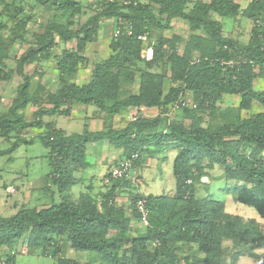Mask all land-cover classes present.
Segmentation results:
<instances>
[{
  "label": "trees",
  "instance_id": "obj_1",
  "mask_svg": "<svg viewBox=\"0 0 264 264\" xmlns=\"http://www.w3.org/2000/svg\"><path fill=\"white\" fill-rule=\"evenodd\" d=\"M28 1L32 6L53 8L69 17L82 10L80 0ZM103 7L101 16L121 18V25H132L133 34L112 39L110 55L93 64L91 77L84 84H77L74 78L86 61L87 44L96 40L98 18L77 29L72 28L71 18L67 25L51 22L43 32L23 38L30 49L17 70L26 80V64L48 60L60 42H75L64 47L57 59L59 86L49 92L51 106H39L32 119H26L27 106L39 99L38 94H28V80L20 90L17 109L0 114V136L4 138L30 128L45 129L39 139L48 149V189L55 187L60 200L42 208L21 207L12 216L0 213V247L24 237L33 245H50L64 238L75 250L95 252L107 264H223L225 240L264 246L257 220L245 221L227 212L222 201L201 192V186L208 187L202 178L210 177V172L219 167L223 178L242 183L231 190L236 201L255 208L264 218V111L248 117L240 113L250 110L254 101L264 106V90L254 89L255 79L264 76V0H251L244 8L234 0H130L124 6L104 0ZM157 14L165 18L163 23ZM213 14L251 19L249 41L243 43L226 36ZM176 17L188 21L192 31L188 39L183 41L177 34L161 36L148 44L147 55L138 36L149 34L154 27L164 29ZM182 42L183 51L179 52ZM11 45L12 40L0 38L2 78H9L13 72L6 62ZM159 64L164 71L154 70ZM137 75L138 91L123 95L124 88ZM166 77L172 83L167 91ZM186 93L192 94L195 108L200 111L216 110L225 94L239 96V108L223 123L208 127L188 106L182 107L189 123L168 122L161 130L159 126L166 117L162 115L139 116L120 130L107 127L106 131L92 132L86 125L82 132L71 134L45 121V116L70 115L76 104L93 105L110 117L128 107H156L161 114H167ZM101 138L122 149L126 158L143 153L152 144L177 147L173 162L175 192L140 193L131 198L132 212L139 219L136 201L146 200L149 213L143 222L144 232L132 234L130 219L114 205V189L101 194V207L88 192L81 193L77 200L70 194L72 186L79 182L76 174L88 165V144ZM57 264L83 263L60 258Z\"/></svg>",
  "mask_w": 264,
  "mask_h": 264
},
{
  "label": "rangeland",
  "instance_id": "obj_2",
  "mask_svg": "<svg viewBox=\"0 0 264 264\" xmlns=\"http://www.w3.org/2000/svg\"><path fill=\"white\" fill-rule=\"evenodd\" d=\"M80 1L82 3L81 12L73 15V17H69L70 14L57 12L53 8L39 5L32 6L28 0H0V38L12 40V45L9 48L10 57L6 62L8 68L13 71L9 78L0 77V114L17 109V98L20 96V90L25 84V81L28 80V94H38L37 97L39 99L36 103H30L27 106L25 110L26 119H32L33 113L39 106H51L48 96L50 94L49 92H55L59 86V71L56 65L57 59L64 47H71L75 42L66 44L60 42L54 54L48 60L34 61L26 64L23 67V71L28 76L27 80L17 70L22 56L30 49V46L23 41V38L34 33L43 32L47 24L60 22L67 25L71 18L73 20L72 28L77 29L89 20L98 18L99 28L96 32V40L87 44L85 51L86 61H83V65L79 69L80 74H77L74 80L77 78L79 82L87 81L93 64L97 60L110 55V43L112 42L115 30L124 25H121L122 19L116 16L105 17L100 15L104 8V0ZM109 1L118 2L122 6L130 2V0ZM234 1L244 8L251 0ZM189 5L191 7V4ZM152 8L157 12L155 5ZM157 17L162 23L165 21V18L158 14ZM213 18L218 21L224 19L223 24L220 26L225 35L233 36L241 42L248 41L253 25L251 19L242 15L235 18H224L217 14H213ZM200 32L202 31L198 33ZM191 33L192 31L188 21L183 17H176L171 20L168 27L164 29L154 27L149 34L147 33V40L143 42L145 45L144 52L146 50V54L150 55L147 49L148 44L150 42L151 44L155 43L161 36L171 37L177 34L185 41ZM183 45L184 42L179 43V52L183 51ZM154 70L161 72L165 70V67L159 64ZM137 76L134 82L129 83L124 88L123 95L127 96L130 93H136L138 91L139 75ZM171 86L172 83L166 77L165 91ZM254 89L264 90V76H258L255 79ZM185 99L190 106L195 103L191 93H186ZM239 103V96L225 94L217 103L216 110L212 112L200 111L195 107L191 108L201 116L203 125L208 127L223 123L230 117L234 110L239 108ZM84 106L83 104H76V111L73 117L71 115H55L51 117L55 120L57 126L64 127V130L68 133L80 132L86 123V120L81 117L82 112L79 113ZM93 107V105H89L86 108ZM183 107L169 108L159 129L165 128L168 122L177 120L189 123ZM261 111H264V106L254 101L250 110L243 109L240 113L242 117H248ZM17 112L19 111L17 110ZM157 114V110L149 112L136 111V115L148 118L153 116L157 117ZM45 119L48 120L49 117L45 116ZM122 119L124 120V118ZM129 119L131 120V117ZM64 123L68 126H65ZM44 132L45 129L30 128L21 133H14L10 138L0 136V213L4 216L14 215L21 207L42 208L52 203H58L60 200L55 187L50 186V189H48V175L51 172L47 157L48 149L39 139V135ZM23 140H33V143H23ZM16 142L19 143L17 148L14 149L13 146ZM174 146L169 143L159 144L154 146L155 148L152 146V148L143 151V153L141 152V154L136 153L137 157L133 161L129 177H127L128 179L126 177L116 179L118 185L123 187V195H129L131 193H141L143 195L174 193L176 190V179L173 172V162L177 149ZM155 151L157 152V157L151 155V152ZM112 153H114L113 160L108 165L103 163L99 164L96 162L97 155L87 153L86 159L89 166L77 173V176H81L83 179H79V183L72 186L70 194L73 199L77 200L81 196V192H88L91 197H95L99 192H105L106 189H101V185L103 184L102 178L108 170L110 172L113 166L116 165L114 158L118 161L120 159H127L118 151H112ZM210 174V177L202 178V181L206 182V186H208L207 188L205 185L201 186L202 195H211L214 199L222 201L227 212L240 215L245 221L254 218L257 220L264 234V218L258 214L255 208L236 201L234 195L231 193V190L235 186L242 183L223 178L222 169L219 167L211 171ZM91 175L92 177H90ZM114 180L112 179V181ZM91 183L95 188L88 189V185ZM12 187L15 188V191L10 190ZM138 226L141 229L144 228L140 223ZM249 252L255 253L257 257L250 255ZM85 256L88 255L84 253ZM17 259L18 263L22 261L23 264L30 263L32 260H38V264H55V259L46 256H31L19 253ZM90 261H92L91 264H101L102 262L101 259L99 261L91 259ZM262 262H264V246H261L258 242L247 246L232 240L224 241L223 264H260Z\"/></svg>",
  "mask_w": 264,
  "mask_h": 264
},
{
  "label": "crops",
  "instance_id": "obj_3",
  "mask_svg": "<svg viewBox=\"0 0 264 264\" xmlns=\"http://www.w3.org/2000/svg\"><path fill=\"white\" fill-rule=\"evenodd\" d=\"M223 22H224V19L219 20L220 25L223 24ZM250 36H251V33H250ZM250 36L248 38V41L250 39ZM235 39H237V38H235ZM247 42H243V43H247ZM77 74L79 75L80 71ZM90 77H91V73L89 74L87 81H89ZM87 81L79 82L77 78L75 80V82L79 85L84 84ZM86 107L87 106L85 105L84 108H82L79 111V113L82 112L81 117L86 120L84 127L87 125L88 129L92 132L106 131L107 127H113L116 130L123 129L128 125L129 122H131L129 117H131L132 114H136V111H143V112L147 111V112H149V111L157 110L158 114L156 116H158V115L166 116L167 115V114H163V113L161 114L160 109H158L156 107H153V108L128 107L127 109L122 110L120 113L116 114L115 116L110 117V116H106V114L100 112L95 106L93 108H86ZM75 111H76V105H74L72 110H71L70 115L72 117H73V114H75ZM153 117H150V118H153ZM122 118H124V120ZM45 121L54 122L57 128H61L62 130H64V127L57 126V123L55 122V120L52 119V117H49L48 120L45 119ZM64 125L68 126L66 123H64ZM84 127H83L82 131L84 130ZM82 131H80V132H82ZM64 132H66L67 134L74 133V132L68 133L65 130H64ZM152 146L154 147L156 145L152 144L148 148L150 149V148H152ZM174 148H176V146H174ZM112 151H118L119 153L123 154L122 149L116 148L115 146L111 145L107 138H101V139H98L95 141H91L88 144L86 157H87V153L88 154H95V155H97L96 162H98L99 164L103 163V164L108 165L113 160V156H114L113 154L114 153H112ZM176 154H177V149H176ZM151 155L153 157H157V152L156 151L151 152ZM174 159H175V157H174ZM121 160H123V159H120L118 161L117 159L114 158V162L116 164L119 163ZM87 164H88L87 166H89L88 161H87ZM108 172H109V170H108ZM108 172L103 175V178H102L103 184L101 185L102 188L101 187L100 188L106 189L105 192H107L111 189H114L113 190L114 195H115L114 199H113L114 205L119 210H121V212H123V214L126 217H128L130 219V227H131L132 234L135 235L137 233L144 232L146 225L141 221V219L134 216V214L132 212V208H131V198H133L135 194L131 193L129 195H123V191H122L123 187L118 185L117 180H114L111 183H106V177L108 176ZM76 176H77V174H76ZM77 177L81 180L83 179V177L81 178V176H77ZM90 177H92V175ZM93 187H94V185L92 183L90 185H88V189L93 188ZM81 193H87V192H81ZM101 193H103V192H99L94 197L96 199L98 205L100 204L99 205L100 207H101ZM139 223L144 228L141 229L138 226ZM55 241H56L55 243H51L50 245H39L38 244L39 246L38 245L34 246L30 242H28L27 238L24 237L16 243L1 246L0 247V260L6 262L7 259L10 257V253L12 251L15 252L12 264H23L22 261H19V263H18L17 255L19 253L27 254V255H31V256L32 255L33 256L38 255V256L52 257L53 259H55V264H57L58 259H60V258L75 260V261H77L79 263H83V264H91V262H92V261H90L91 259L98 260V261L101 259L100 256L95 252H91V251H81L80 252V251L75 250L72 247L71 243L64 238L63 239H57ZM84 253H86L88 256L84 257ZM102 262H101V264L105 263V262H103V263ZM7 264H10V263H7ZM27 264H38V260H32L30 263H27ZM105 264H107V263H105Z\"/></svg>",
  "mask_w": 264,
  "mask_h": 264
},
{
  "label": "built area",
  "instance_id": "obj_4",
  "mask_svg": "<svg viewBox=\"0 0 264 264\" xmlns=\"http://www.w3.org/2000/svg\"><path fill=\"white\" fill-rule=\"evenodd\" d=\"M124 33L127 35H132L133 34L132 25L124 23L123 26H121L115 30L113 38L116 39ZM138 38L144 42L147 40V34H140L138 36ZM182 106L196 107V104L194 103V104H191V106H190V105H188V102L186 101V99L182 97L174 104L173 108H180ZM138 117H139L138 115L132 114L131 115V121L137 120ZM136 157H137V155L133 154L131 158L123 159L119 163H117L115 166H113V168L110 170L108 176L106 177V183H111L112 179L116 180L118 178L129 177L130 169L132 168L133 161L136 159ZM10 190L15 191V188L12 187V188H10ZM136 206H137V209L141 215V221L145 223L147 221V217H148V213H149L148 209L146 207V200L144 198H139L136 201ZM14 254H15V252L12 251L10 253V257L7 259V261L4 262V261L0 260V264H7V263L12 264Z\"/></svg>",
  "mask_w": 264,
  "mask_h": 264
}]
</instances>
